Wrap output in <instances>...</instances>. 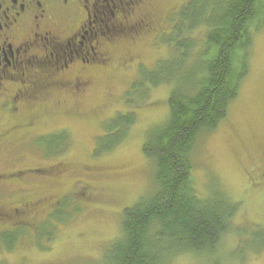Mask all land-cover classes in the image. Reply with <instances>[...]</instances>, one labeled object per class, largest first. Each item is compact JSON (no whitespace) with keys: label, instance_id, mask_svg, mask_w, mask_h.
Segmentation results:
<instances>
[{"label":"trees","instance_id":"1","mask_svg":"<svg viewBox=\"0 0 264 264\" xmlns=\"http://www.w3.org/2000/svg\"><path fill=\"white\" fill-rule=\"evenodd\" d=\"M143 1L135 15H146L149 20L140 37L150 35L152 42L165 46L168 54L150 68L139 67L125 93L126 103L139 102L127 100L135 92L143 101L150 88L165 84L167 115L147 130L142 146L152 163L150 186L122 210L120 233L105 248L102 262L174 264L179 257L189 256L196 264H243L249 255L264 252V225L236 224L241 202L219 188L205 197L198 196L191 174L192 156L198 137L212 133L240 95L251 67L254 35L264 26V0H185L176 14L169 9L161 18L153 16L157 7L152 0ZM122 43L129 48L134 45L126 40ZM135 121L133 109L114 113L105 123V135L97 138L94 155L110 152ZM66 138H43L57 139L58 146L45 148L41 142L45 154L39 158L50 161L58 157L67 146ZM57 198L48 205L44 217H57L60 222L71 213L61 215L64 212L53 210ZM24 200L43 202L38 195ZM45 220L35 230L26 229L29 234L24 237L29 239L31 233L33 238L43 236L40 228ZM43 224H47L43 228L50 225ZM19 235L7 238L0 233V248H18L23 241V237L18 240ZM228 237L234 244L224 254L217 253Z\"/></svg>","mask_w":264,"mask_h":264},{"label":"rangeland","instance_id":"2","mask_svg":"<svg viewBox=\"0 0 264 264\" xmlns=\"http://www.w3.org/2000/svg\"><path fill=\"white\" fill-rule=\"evenodd\" d=\"M184 2L152 0L157 7L153 16L161 18L169 9L174 15ZM142 34L144 32L133 36ZM137 41L133 48L121 43V50L128 47L127 51H116L101 73H97L76 106L79 116L57 115L41 126L42 129L67 126V146L58 157L42 160L38 155L45 154L44 147H26L22 164L27 168H44L58 162L56 169H50L52 172H26L16 177L24 181L25 196L43 198L37 224L46 219L44 222L50 225L43 228L47 224L42 222L43 236L33 238L32 233L29 239L23 236L18 248L8 250L2 245L0 264H103L105 248L120 233L122 210L143 195L152 180V163L142 151L147 130L167 115L168 87L165 84L150 88L143 101L135 92L127 100L138 99L139 102L126 103L125 93L139 67L150 68L168 54L166 47H157L150 35ZM250 63L244 86L231 103L227 117L212 133L198 137L191 174L198 196L205 197L213 188H219L241 202L234 218L236 224L264 225V26L254 35ZM129 109L136 113V121L125 137L110 152L94 155L97 138L106 133L107 119L117 111ZM5 159L0 158V169L15 168L7 165ZM11 176L8 175L7 180L12 179ZM13 188L16 185L9 184L0 187V191ZM75 192L78 196L73 195ZM56 198L53 210L64 212L61 215L71 213L60 222L57 217H44L46 208ZM49 230L52 231L50 236L47 235ZM28 234L26 230L24 235ZM233 244L228 237L217 253L224 254ZM196 262L192 257L181 256L174 264ZM243 264H264V252L249 255Z\"/></svg>","mask_w":264,"mask_h":264},{"label":"flooded vegetation","instance_id":"3","mask_svg":"<svg viewBox=\"0 0 264 264\" xmlns=\"http://www.w3.org/2000/svg\"><path fill=\"white\" fill-rule=\"evenodd\" d=\"M142 3L0 0V158L15 166L0 169V187L16 185L12 191H0V233L7 238L18 233L20 240L26 229L35 230L40 206L38 201L24 200V181L16 177L54 170L58 163L27 168L23 152L41 142L54 149L57 139H42L68 136L67 126H41L57 115L79 116L76 106L97 73L123 40L136 45L133 32L139 34L148 26L146 15H135ZM8 175L12 179L7 180Z\"/></svg>","mask_w":264,"mask_h":264}]
</instances>
